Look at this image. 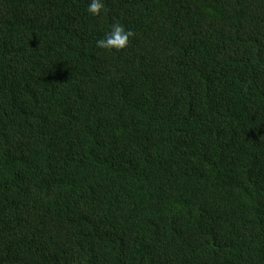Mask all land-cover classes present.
<instances>
[{
  "label": "trees",
  "instance_id": "1",
  "mask_svg": "<svg viewBox=\"0 0 264 264\" xmlns=\"http://www.w3.org/2000/svg\"><path fill=\"white\" fill-rule=\"evenodd\" d=\"M227 1L115 51L90 0H0V264H264V0ZM205 48L230 89L180 76Z\"/></svg>",
  "mask_w": 264,
  "mask_h": 264
},
{
  "label": "clouds",
  "instance_id": "2",
  "mask_svg": "<svg viewBox=\"0 0 264 264\" xmlns=\"http://www.w3.org/2000/svg\"><path fill=\"white\" fill-rule=\"evenodd\" d=\"M164 3L165 0H142L133 6V0H118L116 3L107 6L104 4V0H90L87 11L96 18L94 39L97 40V47L115 51L125 49L131 42L130 37L135 35L132 30L127 29L123 24L124 20L131 14L130 11L143 12L159 22L163 17L156 9V5L163 7ZM235 6H240V0H228L219 11H232ZM216 61L217 56H215L214 51L205 48L190 55L185 60L180 68V76L185 80L200 78L206 81L207 86L211 82L217 81L218 88L226 91L230 87L222 80L221 75L224 72H229L228 70H221ZM251 61L244 63L238 61L241 72L244 73L248 70Z\"/></svg>",
  "mask_w": 264,
  "mask_h": 264
}]
</instances>
